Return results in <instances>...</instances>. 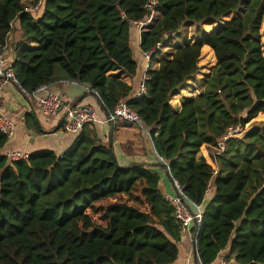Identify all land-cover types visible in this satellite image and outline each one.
Here are the masks:
<instances>
[{"label": "trees", "instance_id": "1", "mask_svg": "<svg viewBox=\"0 0 264 264\" xmlns=\"http://www.w3.org/2000/svg\"><path fill=\"white\" fill-rule=\"evenodd\" d=\"M147 1L42 0L39 11L30 13L26 10L40 0H0V50L14 31L21 34L12 69L28 95L71 82L89 87L107 116L120 100L129 102L151 129L170 180L193 203H204L197 237V228L192 229L196 264H214L225 250L236 256L234 264H264V166L261 174L256 169L264 160V0H157L152 22L140 29L144 53L186 24L243 15L204 43L179 49L158 71H150L147 96L132 98L133 88L122 75H138L131 24L146 16ZM33 44L38 48L24 49ZM204 45L218 61L211 80L217 95L230 101V119L221 113L214 121L212 112L211 127L201 134L198 115L212 97L208 89L202 102L186 105L178 116L170 101L198 75ZM251 104L245 116L236 114L238 107L246 111ZM26 121L42 133L34 113ZM234 125L247 134L229 141L218 155V140ZM93 132L82 133L63 157L46 151L11 162L0 154V264H176L183 226L161 192L159 174L138 164L122 168L113 146ZM9 141L0 131V151ZM73 181L75 193L64 209L81 193H90L83 206L60 221L40 212L44 196ZM209 183L213 191L207 196Z\"/></svg>", "mask_w": 264, "mask_h": 264}, {"label": "crops", "instance_id": "2", "mask_svg": "<svg viewBox=\"0 0 264 264\" xmlns=\"http://www.w3.org/2000/svg\"><path fill=\"white\" fill-rule=\"evenodd\" d=\"M242 15V13L235 12L228 14L218 21L212 20L203 25H184L180 32L171 38L169 45L160 50L151 62L146 61L144 52L141 50L140 29L131 24L133 30L130 46L133 58L139 66V72L134 79L122 75L123 81L133 88L131 97L134 98L139 94L141 81L147 67L151 71H158L161 63L171 61L179 49L187 45L204 43L210 33L227 27L233 20L242 17ZM186 27L189 32L185 34V38L182 41L179 36L184 34ZM193 29H195L194 31H202L205 37L199 38L198 33H193ZM261 37L264 52V19ZM21 40V34L14 31L10 36L8 44L2 50L7 69H11L16 61L14 49ZM37 48L38 46L35 44L24 45V49L26 50H35ZM217 66L218 61L214 51L204 45L199 60L200 71L198 75L189 79L187 84L170 101L174 116H178L186 105L192 104L197 100L198 103L203 101L201 98L204 97L209 81L215 74ZM205 76H208V79L204 80ZM48 93L59 94L63 97L64 105L57 117L45 116L38 105V97L45 96ZM2 101L5 114L14 122L16 131L6 148L0 151L1 155L6 156V154L13 151L27 152L29 155L48 151L63 157L82 133L93 134V131H96V134H98L104 145L110 143L113 146L120 166L127 167L130 164H138L144 169H152L160 176V189L164 197L166 198V196L174 194L169 174L164 170L160 156L157 154L148 135L151 129L142 123L140 125L125 121H122V123L117 121L114 124L106 123L108 116L105 114L97 96L89 87L71 82H60L41 88L36 92V95H28L18 85L9 84L2 92ZM75 105L92 106L97 113L98 122L87 125L78 135H66L63 132V121L67 109ZM30 113L35 114L42 128L41 134L36 133L27 125L26 116ZM30 123L32 124L33 122L31 121ZM178 248L179 257L176 264H196L192 229L191 231L182 229L181 243L178 245ZM214 264H219V261Z\"/></svg>", "mask_w": 264, "mask_h": 264}, {"label": "built area", "instance_id": "3", "mask_svg": "<svg viewBox=\"0 0 264 264\" xmlns=\"http://www.w3.org/2000/svg\"><path fill=\"white\" fill-rule=\"evenodd\" d=\"M42 0H40L38 6L30 7L26 11L30 13H37L41 6ZM158 7L157 0H148L144 6L146 16L139 22H132L134 26L141 29L153 20L155 11ZM13 28V24H11ZM175 34H166L160 42L157 43L156 47L148 52L144 53V57L147 62H151L153 57L166 46ZM149 67H147L143 80L140 85L139 98L147 96V81L150 73ZM18 85L13 69H7L5 67V57L3 51L0 50V131L11 139L16 131L14 122L5 114L2 92L9 85ZM78 84V83H75ZM25 93V92H24ZM26 94V93H25ZM32 95H36V92ZM38 105L41 112L48 117H57L64 105L63 97L59 94L48 93L45 96L38 97ZM122 120L131 124H141L139 114L130 107L129 102L120 100L114 111L107 117L106 123L114 124L115 122ZM98 117L95 109L89 105H75L67 109L66 116L63 121V132L66 135H78L82 130L90 124L97 123ZM246 133V129L242 125L230 126L225 133L220 137L217 142L218 155L223 154L226 151L227 144L229 141L238 139ZM151 139V132L148 133ZM152 140V139H151ZM27 152L13 151L6 154V158L11 162L25 161L29 158ZM161 162L166 166L167 163L160 158ZM216 174V173H215ZM174 194L166 196L165 200L173 208V216L176 221L181 223L183 230L191 231L194 227L197 228L195 237L199 234V228L202 225L204 219L203 204H195L184 194L182 187L176 180L172 181ZM213 188L211 183L208 185L206 195L212 194ZM194 240V239H193ZM235 257H230L227 250L223 251L219 256V264H234Z\"/></svg>", "mask_w": 264, "mask_h": 264}, {"label": "rangeland", "instance_id": "4", "mask_svg": "<svg viewBox=\"0 0 264 264\" xmlns=\"http://www.w3.org/2000/svg\"><path fill=\"white\" fill-rule=\"evenodd\" d=\"M241 12H243V9L241 10ZM194 27H197V26H194ZM194 30L195 29H193V33L194 32L198 33L199 38L205 37V34L202 31H199V30L194 31ZM187 32H189V31H188V28L186 27V29L184 30V34L179 36V37H181L182 41L185 38V34ZM206 79H208V76H205L204 80H206ZM216 84L217 83L214 82V80L209 81L208 92H210V95L212 97H211V99L208 100L207 103H204L203 111L200 109V112L198 115L199 127H200V133L201 134L205 133V131L211 127L210 115L212 112H216V116L213 117L214 121L219 120V117H221V113H223L222 117L225 121L230 119L229 115L226 113V112H228L227 108L229 107L230 101L228 99L224 98L222 95H220V96L217 95L220 92L215 91L216 90L215 89ZM229 89L226 90V92H225L226 95L228 93H230ZM239 89L242 90L241 87H239V88H236L235 90H233V92L236 93V91H238ZM249 93H252V92L250 91ZM243 97H244V95L242 94L240 96V98L242 99ZM253 105L254 104H251L250 106H248L249 109L246 108V111L243 110L242 107H238L236 110V114L239 117L245 116V113L248 112L253 107ZM119 122L122 123V120H119ZM245 134H247V131ZM242 137H240V138H242ZM263 166H264V160L261 162L257 161V168L256 169L258 171V174L262 173ZM75 185H77V183H76V181H73V183L68 186L69 188H61L59 190L53 191L50 195L44 196L42 198L40 206H39L40 212L46 213L49 216L55 217L59 221L63 220L65 217H67L69 215V213H74L77 209H79L81 206H83L86 203V201L89 198L88 195H91L90 193H81L76 200L72 201L69 204V208L66 211L64 209L65 206L63 205V203L67 199L69 200V199L73 198L74 193H75V191L73 190V186H75ZM250 186H251V182H250L247 189H249ZM64 193H66L65 200L62 199V196L64 195ZM54 203H61V205L59 206V208H56L54 206L55 205Z\"/></svg>", "mask_w": 264, "mask_h": 264}, {"label": "water", "instance_id": "5", "mask_svg": "<svg viewBox=\"0 0 264 264\" xmlns=\"http://www.w3.org/2000/svg\"><path fill=\"white\" fill-rule=\"evenodd\" d=\"M123 168V167H122Z\"/></svg>", "mask_w": 264, "mask_h": 264}]
</instances>
